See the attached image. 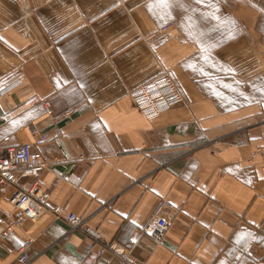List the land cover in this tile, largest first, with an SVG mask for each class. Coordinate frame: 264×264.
<instances>
[{
	"label": "crops",
	"instance_id": "0c3cea01",
	"mask_svg": "<svg viewBox=\"0 0 264 264\" xmlns=\"http://www.w3.org/2000/svg\"><path fill=\"white\" fill-rule=\"evenodd\" d=\"M162 69L186 103L148 119L130 93ZM44 132L49 204L102 239L51 214L28 220L30 264H226L261 251L264 0H0V144ZM159 218L164 239L133 246ZM24 231L0 245V264H19Z\"/></svg>",
	"mask_w": 264,
	"mask_h": 264
},
{
	"label": "built area",
	"instance_id": "2783aa9c",
	"mask_svg": "<svg viewBox=\"0 0 264 264\" xmlns=\"http://www.w3.org/2000/svg\"><path fill=\"white\" fill-rule=\"evenodd\" d=\"M168 27H163L161 32ZM138 109L148 118L153 119L178 104H185L186 99L172 73L162 69L151 79L130 93ZM46 113L53 114L50 99L42 101ZM37 133V131H33ZM62 135L58 129L54 137ZM48 132L40 134L37 142L24 144L11 143L10 136L3 139L0 144V186L12 189L9 198L11 209L0 208V245L6 247L5 240L19 230H25V223L30 220L34 223L45 218L48 214L56 220L64 222L69 227V232L81 233L92 244L101 241V233L87 224V219L71 211L67 204L51 206L50 189L43 186L40 176L47 167V162L42 155V145L51 141ZM253 157L264 159V143L256 149ZM264 172V164L262 166ZM169 222L164 218L149 221L145 227L132 237V245L135 246L142 237L150 236L156 241L164 239ZM35 243L32 232L24 231L21 246L18 249V263L30 264L32 256L30 249ZM119 252V250H115Z\"/></svg>",
	"mask_w": 264,
	"mask_h": 264
},
{
	"label": "rangeland",
	"instance_id": "374dc122",
	"mask_svg": "<svg viewBox=\"0 0 264 264\" xmlns=\"http://www.w3.org/2000/svg\"><path fill=\"white\" fill-rule=\"evenodd\" d=\"M3 190L1 186L0 192ZM10 190L5 191V194H10ZM261 244V251L259 252L252 249L249 250V248H244V251L242 249L236 250L226 264H264V242Z\"/></svg>",
	"mask_w": 264,
	"mask_h": 264
}]
</instances>
